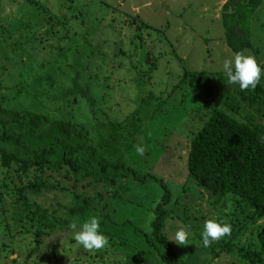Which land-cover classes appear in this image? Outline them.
Segmentation results:
<instances>
[{
	"label": "rangeland",
	"instance_id": "374dc122",
	"mask_svg": "<svg viewBox=\"0 0 264 264\" xmlns=\"http://www.w3.org/2000/svg\"><path fill=\"white\" fill-rule=\"evenodd\" d=\"M226 2L0 0L1 109L40 113L50 125L70 122L82 133L73 136V144L84 142L95 148L98 160L120 158L138 177L145 176L143 181L119 178L111 185L108 170L99 165H83L91 175L78 180L69 167L53 170L46 165L40 179L60 187L27 197L48 211L41 226L50 227L38 237L21 204L14 203L16 175L0 170V264H171L161 260L162 248L154 251L145 237L151 234L149 214L164 194L162 183L170 192L163 234L180 264H264V257L251 263L237 251L220 250L222 240H234L240 250L257 249L264 218L251 220L231 197L214 206L212 195L186 169L189 142L206 121L213 100L194 81L180 82L184 69L201 73L213 93L240 89L225 74L223 87L214 76L224 73L223 61L234 55L221 23ZM249 25L251 47L242 53L252 55L264 70V0ZM148 48L154 69L144 61ZM258 85L264 86L263 72ZM242 109L264 121V99L259 107L249 109L243 103ZM130 120L139 121L138 134L128 135ZM26 140L40 147L52 139ZM136 145L145 148L144 156L137 154ZM80 207L87 213H77ZM91 216L99 218L109 241L94 252L77 245L69 228L72 221L79 226ZM55 218L67 224L61 226ZM209 219L230 223L231 235L205 248L201 232ZM186 226L189 244L178 245L172 241L174 233Z\"/></svg>",
	"mask_w": 264,
	"mask_h": 264
},
{
	"label": "trees",
	"instance_id": "16d2710c",
	"mask_svg": "<svg viewBox=\"0 0 264 264\" xmlns=\"http://www.w3.org/2000/svg\"><path fill=\"white\" fill-rule=\"evenodd\" d=\"M261 3L262 0H227L223 6L221 23L224 40L233 54L250 49L249 22ZM150 56L151 49L145 55L144 61L146 64L148 61L150 68L154 69L155 64L151 62ZM260 67L263 70V66ZM184 70L180 82L194 81L203 90L208 91L213 100L206 121L189 142L186 156L188 177L198 187L212 195L214 206L225 204L231 197L236 205L243 206L251 220L264 218V121L259 120L254 114H243L242 109L243 103H246L249 109L259 107L263 103L264 86L257 85L255 90L238 89L233 94L213 93L210 82H202L201 73ZM214 76L219 86L226 85L224 73ZM1 111L10 115V119L4 118ZM129 122L132 131L128 135L138 134L139 121ZM0 128V170L6 175L10 172L16 175L19 185L12 186V191L16 194L14 203L21 204L26 212L25 221L31 228H35V235L38 237L42 235L44 227H50L41 226L43 222L47 223L48 211L27 197L39 196L44 191L57 190L60 187L59 184L40 179L46 165L53 167V170L69 167L76 179L91 175L83 165L90 166L89 168L99 165L108 170L111 185L116 184V179L119 178L130 177L134 181L145 179V176L138 177L120 158L98 160L94 147L84 142L73 144L71 141L73 136L80 138L82 133L70 122L50 125L48 118L40 113L26 110L6 111L0 106ZM27 136L44 138L49 136L52 140L46 145L31 147L26 140ZM31 172L36 176L29 178L28 174ZM155 181L158 182L157 179ZM160 185L164 194L155 207L156 219L151 223L149 238L145 236L146 241L154 251L162 248L163 254L160 255L162 261L180 264L168 238L163 234L168 216L165 208L169 204L170 192L163 183ZM81 203L83 208L88 207V204L82 201ZM81 211L87 213V210H81V207L77 209V213ZM86 213L82 214L83 220L87 216ZM55 222L61 226L67 224L57 218ZM256 237L257 249L243 247L244 249L240 250L234 240H222L220 250L227 253L237 251L251 263L260 262L264 257V226Z\"/></svg>",
	"mask_w": 264,
	"mask_h": 264
},
{
	"label": "clouds",
	"instance_id": "9594fccd",
	"mask_svg": "<svg viewBox=\"0 0 264 264\" xmlns=\"http://www.w3.org/2000/svg\"><path fill=\"white\" fill-rule=\"evenodd\" d=\"M222 67L228 83L238 84L241 91L255 90L260 82L262 72H264L252 55H245L242 52H237L232 58L225 59ZM135 150L140 156H144L146 153L142 145H136ZM155 219V213H150L148 224L150 225ZM187 227L190 226L178 228L172 241L178 245H188L190 232ZM69 228L74 233L73 238L77 245L83 246L89 252L98 251L108 246V237L100 231V220L96 216L89 217L79 226L74 220L69 224ZM230 235L231 224L227 221L206 220L201 232L203 247L208 248L214 242Z\"/></svg>",
	"mask_w": 264,
	"mask_h": 264
}]
</instances>
